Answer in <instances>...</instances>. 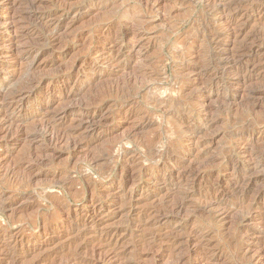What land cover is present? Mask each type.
Segmentation results:
<instances>
[{
  "label": "rangeland",
  "instance_id": "1",
  "mask_svg": "<svg viewBox=\"0 0 264 264\" xmlns=\"http://www.w3.org/2000/svg\"><path fill=\"white\" fill-rule=\"evenodd\" d=\"M0 264H264V0H0Z\"/></svg>",
  "mask_w": 264,
  "mask_h": 264
},
{
  "label": "bare ground",
  "instance_id": "2",
  "mask_svg": "<svg viewBox=\"0 0 264 264\" xmlns=\"http://www.w3.org/2000/svg\"><path fill=\"white\" fill-rule=\"evenodd\" d=\"M218 7V6H217ZM219 8V7H218ZM55 24V23H54ZM49 25H51V24H49ZM52 27V26H51ZM60 29V28H59ZM50 30V29H49ZM27 32V31H26ZM55 32V31H54ZM55 37V36H54ZM139 46V45H138ZM137 46V47H138ZM136 49V48H135ZM139 49V48H138ZM29 53V52H28ZM130 53V52H129ZM135 53V52H134ZM23 54V53H22ZM26 54V53H25ZM131 54V53H130ZM133 55V54H132ZM217 64V63H216ZM32 84V83H31ZM36 89V88H35ZM30 90V89H29ZM16 98V97H15ZM20 99V98H19ZM27 99V98H26ZM22 101H23V99H22ZM23 107V106H22ZM20 109V108H19ZM16 110V109H15ZM14 110V111H15ZM19 112V111H18ZM65 113V112H64ZM65 115V114H64ZM67 115V114H66ZM65 115V116H66ZM8 116V115H7ZM24 116V115H23ZM62 119V118H61ZM11 120V119H10ZM17 120V119H16ZM59 120V119H58ZM85 120V119H84ZM3 121V120H2ZM15 121V120H14ZM18 121V120H17ZM16 121V122H17ZM63 121V120H62ZM86 122H87V120H86ZM10 123V122H9ZM8 123V124H9ZM22 123V122H21ZM44 123V122H43ZM79 123V122H78ZM6 124V123H5ZM15 124V123H14ZM77 124V123H76ZM43 125V124H42ZM50 125V124H49ZM10 126V125H9ZM51 126V125H50ZM3 127H4V125H3ZM85 127V126H84ZM44 128V127H43ZM6 129H7V127H6ZM52 129V128H51ZM51 129H49L50 131H51ZM43 131H44V129H42ZM53 130V129H52ZM57 131V130H56ZM47 133V132H46ZM48 133H49V131H48ZM53 133V132H52ZM57 133V132H56ZM62 133H63V131H62ZM45 134V133H44ZM64 134V133H63ZM38 135V134H37ZM51 136V135H50ZM61 137H62V135H61ZM53 138V137H52ZM55 138V137H54ZM65 138V137H64ZM49 139H51V138H49ZM56 139V138H55ZM68 139H69V137H68ZM52 140H54V139H52ZM59 140H61V139H59ZM76 144V143H75ZM77 145V144H76ZM261 162V161H260ZM235 165V164H234ZM238 165V164H237ZM236 165V166H237ZM255 166V165H254ZM245 179V178H244ZM250 182V181H249ZM225 191V190H224ZM222 193V192H221ZM224 193V192H223ZM212 201V200H211ZM220 204V203H219ZM219 206H221V205H219ZM176 213H177V211H176ZM227 214V213H226ZM223 215V214H222Z\"/></svg>",
  "mask_w": 264,
  "mask_h": 264
}]
</instances>
